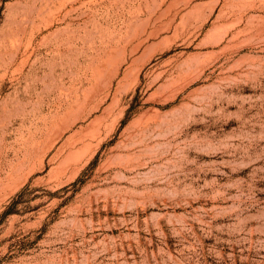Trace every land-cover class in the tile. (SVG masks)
<instances>
[{
    "label": "rangeland",
    "instance_id": "obj_1",
    "mask_svg": "<svg viewBox=\"0 0 264 264\" xmlns=\"http://www.w3.org/2000/svg\"><path fill=\"white\" fill-rule=\"evenodd\" d=\"M0 264H264V0H0Z\"/></svg>",
    "mask_w": 264,
    "mask_h": 264
}]
</instances>
